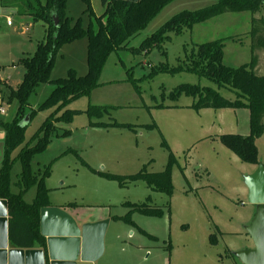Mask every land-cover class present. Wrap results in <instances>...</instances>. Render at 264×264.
I'll list each match as a JSON object with an SVG mask.
<instances>
[{"label":"rangeland","instance_id":"374dc122","mask_svg":"<svg viewBox=\"0 0 264 264\" xmlns=\"http://www.w3.org/2000/svg\"><path fill=\"white\" fill-rule=\"evenodd\" d=\"M216 1H171L130 39L129 47H137L174 15ZM90 5L96 17L102 14L100 0H90ZM85 8L82 0H67L65 14L72 22L80 17L86 28ZM261 16L264 11L254 15ZM6 17L11 18V26ZM252 18L249 12L225 13L178 35L171 33L160 49L147 55L113 52L101 69L98 86L58 110L40 109L53 89L51 83L40 85L30 96L22 122L26 126L23 145L33 140L47 118L68 114L56 124V134L68 132V136H54L30 165L34 172L50 167L43 181L48 206L64 210L80 223L109 220L103 254L96 264H243L234 254L253 248L245 229L255 206L248 202L244 177L254 165L243 162L219 138L248 135L249 111L245 107L195 109L193 97L185 93L172 97L179 86L208 87L227 100L235 95L194 73L156 70L176 67L197 45L217 39H226L224 65L237 68L248 63ZM43 37L41 22L18 14L15 7H2L0 109L4 112H0V122L13 119L17 103L7 101L9 89H15L23 78L20 60L33 55ZM86 45V38L63 45L54 57L50 80L65 78L70 69L85 75ZM263 68L264 61L262 66L259 62L258 74ZM255 146L258 163L264 166V132ZM167 167L170 195L147 188L143 181L122 187L105 176H129L143 168L155 173ZM20 171L16 159L10 173L13 193L19 191ZM35 194L33 186L24 195L25 202L31 203ZM143 203L161 207V215L145 216L130 207Z\"/></svg>","mask_w":264,"mask_h":264},{"label":"trees","instance_id":"16d2710c","mask_svg":"<svg viewBox=\"0 0 264 264\" xmlns=\"http://www.w3.org/2000/svg\"><path fill=\"white\" fill-rule=\"evenodd\" d=\"M173 0H138L128 3L121 0H100L103 12L96 17L92 12L90 0H82L86 8L84 13L89 16V23L83 27L82 19H72L65 14L67 0H0L1 7H15L17 13L31 18L33 22H41L44 27V37L36 46L33 55L20 60L25 69L21 82L15 89H9L7 101H16L17 107L13 119L0 122L4 134V155L0 163V199L7 201L8 241L16 249L44 248L45 239L39 231L40 209L47 207V190L43 185L44 178L49 174L50 167L37 172L31 169L34 155L43 152L51 139L66 137L56 134V124L64 118L50 116L33 136V140L24 143L26 126L23 125L25 108L30 96L44 84L51 83L53 89L40 109L49 107H64L66 104L82 96L98 86V77L109 55L120 50H128L134 55H147L152 49H160L169 39V35L180 34L185 29L203 23L225 13L249 12L253 15L250 39V60L237 68L223 64L226 39L197 45L191 52L179 61L176 67L168 69L159 67L158 72L194 73L214 82L220 88H226L234 93L233 100L224 99L218 91L208 87L199 88L196 85H181L173 98L185 93L193 97L191 107L195 109H238L249 111L250 133L248 135L225 134L220 136V142L243 162L257 165L255 142L264 132V68L258 74V53L264 54V16L254 17L264 11V0H217L214 4L196 11H183L163 23L156 31L145 37L137 47H129V41L158 12ZM55 19L57 22H55ZM86 38L87 73L78 76L72 69L65 78L50 80L54 57L65 44ZM35 112H30L29 117ZM18 150L14 156V152ZM19 160L21 171L16 186L18 193L11 191L10 173L15 160ZM125 187L136 181L145 182L147 188L153 191L171 193V175L168 167L161 172H139L129 176L105 175ZM35 186L36 194L31 203L24 200L26 192ZM134 211L149 217H159L162 208L149 206L146 203L130 205ZM118 219V218H117ZM115 219V220H117Z\"/></svg>","mask_w":264,"mask_h":264},{"label":"water","instance_id":"95a60500","mask_svg":"<svg viewBox=\"0 0 264 264\" xmlns=\"http://www.w3.org/2000/svg\"><path fill=\"white\" fill-rule=\"evenodd\" d=\"M0 139L4 140L3 133ZM3 155L4 141L0 144V163ZM244 184L248 202L255 206V214L245 229L253 248L234 255L243 264H264V166L261 163L244 177ZM108 224L109 220L80 223L60 208L43 207L39 213V231L45 247L16 249L8 243L7 201L0 199V264H96L103 254Z\"/></svg>","mask_w":264,"mask_h":264},{"label":"crops","instance_id":"0c3cea01","mask_svg":"<svg viewBox=\"0 0 264 264\" xmlns=\"http://www.w3.org/2000/svg\"><path fill=\"white\" fill-rule=\"evenodd\" d=\"M263 61H264V54L263 53H260L259 54V62H260V66L263 65ZM259 68V67H258ZM260 71V69H259ZM256 168V165L253 166L252 170H251V173L254 171V169ZM8 216V215H7ZM9 243V241H8ZM10 247H13L10 243H9Z\"/></svg>","mask_w":264,"mask_h":264},{"label":"built area","instance_id":"2783aa9c","mask_svg":"<svg viewBox=\"0 0 264 264\" xmlns=\"http://www.w3.org/2000/svg\"><path fill=\"white\" fill-rule=\"evenodd\" d=\"M1 14H2V7L0 6V16H1ZM6 24H7L8 26H11V25H12V23H11V18L6 17ZM0 112L3 113V112H4L3 109H0Z\"/></svg>","mask_w":264,"mask_h":264}]
</instances>
